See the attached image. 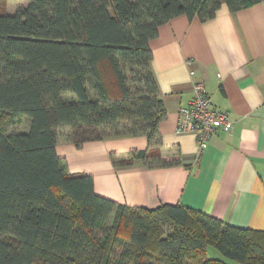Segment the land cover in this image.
Masks as SVG:
<instances>
[{"label": "trees", "instance_id": "obj_1", "mask_svg": "<svg viewBox=\"0 0 264 264\" xmlns=\"http://www.w3.org/2000/svg\"><path fill=\"white\" fill-rule=\"evenodd\" d=\"M261 1L27 0L11 15L0 6V264H264V232L182 205L117 204L55 151L64 129L75 146L144 136L153 147L165 117L149 65L158 28ZM20 117L28 131H11ZM136 157L147 168L175 163ZM208 246L222 258L207 259Z\"/></svg>", "mask_w": 264, "mask_h": 264}, {"label": "crops", "instance_id": "obj_2", "mask_svg": "<svg viewBox=\"0 0 264 264\" xmlns=\"http://www.w3.org/2000/svg\"><path fill=\"white\" fill-rule=\"evenodd\" d=\"M0 2L11 15L27 0ZM149 48L165 109L153 147L144 136L78 146L60 140L57 156L68 173L89 176L95 194L117 204L182 205L234 228L264 232V0L234 13L222 6L202 23L175 17L158 28ZM196 83L233 123L201 153L193 135L176 134L179 108L193 98ZM142 151L175 163L147 168L136 157Z\"/></svg>", "mask_w": 264, "mask_h": 264}, {"label": "built area", "instance_id": "obj_3", "mask_svg": "<svg viewBox=\"0 0 264 264\" xmlns=\"http://www.w3.org/2000/svg\"><path fill=\"white\" fill-rule=\"evenodd\" d=\"M193 98L179 108L176 134L193 135L199 153L207 148L210 138L219 131L229 132L233 123L227 113L216 110L202 84L193 85Z\"/></svg>", "mask_w": 264, "mask_h": 264}, {"label": "rangeland", "instance_id": "obj_4", "mask_svg": "<svg viewBox=\"0 0 264 264\" xmlns=\"http://www.w3.org/2000/svg\"><path fill=\"white\" fill-rule=\"evenodd\" d=\"M0 6L5 9V6H6L5 2L1 3ZM5 12H6V9H5ZM28 128H29V121L25 117H20L18 118L16 123L9 129L17 133H24L28 131ZM60 133H61L60 135L61 138H59L58 141L66 140V134L68 133V129L61 130ZM206 258L207 259H218L222 257L215 248L208 246L206 248ZM191 264H193V262H191Z\"/></svg>", "mask_w": 264, "mask_h": 264}]
</instances>
